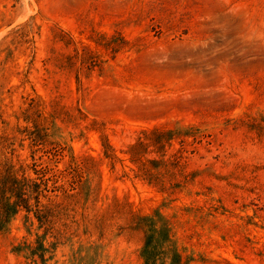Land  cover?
I'll return each mask as SVG.
<instances>
[{"label": "rangeland", "instance_id": "obj_1", "mask_svg": "<svg viewBox=\"0 0 264 264\" xmlns=\"http://www.w3.org/2000/svg\"><path fill=\"white\" fill-rule=\"evenodd\" d=\"M0 264H264V0H0Z\"/></svg>", "mask_w": 264, "mask_h": 264}]
</instances>
